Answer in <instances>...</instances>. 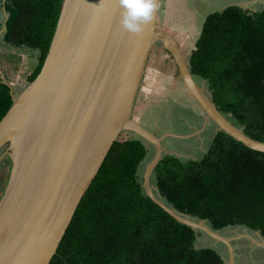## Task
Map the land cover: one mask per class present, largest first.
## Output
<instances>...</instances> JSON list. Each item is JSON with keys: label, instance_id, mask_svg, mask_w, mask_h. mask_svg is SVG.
<instances>
[{"label": "water", "instance_id": "95a60500", "mask_svg": "<svg viewBox=\"0 0 264 264\" xmlns=\"http://www.w3.org/2000/svg\"><path fill=\"white\" fill-rule=\"evenodd\" d=\"M153 20L139 34L121 25L119 0H64L43 67L15 96L0 121V150L11 161L0 198V264H50L76 211L122 134L143 140L154 157L146 166V195L178 222L223 243L236 261L231 239L209 223L178 212L161 197L152 177L167 153L166 137L133 115L154 47L173 58L182 82L217 132L264 153V142L248 136L218 109L206 82L191 73L175 37ZM7 21L9 14L5 7ZM6 30V24H4ZM7 83V82H6ZM10 85V84H9ZM177 156V155H176Z\"/></svg>", "mask_w": 264, "mask_h": 264}, {"label": "trees", "instance_id": "16d2710c", "mask_svg": "<svg viewBox=\"0 0 264 264\" xmlns=\"http://www.w3.org/2000/svg\"><path fill=\"white\" fill-rule=\"evenodd\" d=\"M63 2L0 0V14L3 7L9 14L4 42L39 52L29 82L43 67ZM189 63L219 111L264 142V10L231 5L208 16ZM12 88L0 74V121L13 104ZM148 153L140 138L113 144L50 264H226L215 249L197 248L198 232L146 195L139 171ZM153 176L178 212L213 230L245 226L264 237V153L219 131L200 160L166 155Z\"/></svg>", "mask_w": 264, "mask_h": 264}, {"label": "rangeland", "instance_id": "374dc122", "mask_svg": "<svg viewBox=\"0 0 264 264\" xmlns=\"http://www.w3.org/2000/svg\"><path fill=\"white\" fill-rule=\"evenodd\" d=\"M5 0H3L4 2ZM233 1V0H231ZM197 9L204 14L211 15L219 12L221 4L202 3L197 1ZM230 6L227 1L224 8ZM6 12L0 14V74L2 78L13 87L15 96H19L22 91L29 85L28 77L34 71L37 65L38 51L13 48L4 42ZM203 26V25H202ZM201 29L196 30L195 35H190L188 38L180 35L179 31L169 33L175 37L181 47V51L186 60L189 61L191 53L195 49L198 36ZM199 30V32H198ZM198 32V33H197ZM188 33V32H187ZM191 33V32H190ZM178 36V37H176ZM144 86L139 92V97L134 109V119L142 124L148 125L151 128L154 124L161 127L160 134H173L183 137H171L166 141L167 153H176V158L184 162L189 160H200L211 146L214 136L216 135V127L214 124H207L205 128H200L196 121L200 118L204 120V113L187 90L180 78L178 68L170 56V54L162 47H154L151 51L147 65V71L144 78ZM206 81L200 80V83ZM206 89L207 88L206 85ZM211 123V122H209ZM209 125V126H208ZM129 138H138L132 134H122L120 140ZM6 148L0 150V198L2 197L11 170V161L7 157H3ZM154 157V149L150 146L147 159L141 166L140 177L143 180V175L148 163ZM152 184L156 187V178L152 177ZM256 234H259L256 232ZM203 234L200 243L196 246L214 244L217 240ZM260 239L262 238L259 234ZM211 238V239H210ZM217 245H213L222 251L225 259H228L225 246L219 241ZM224 250H223V249Z\"/></svg>", "mask_w": 264, "mask_h": 264}, {"label": "crops", "instance_id": "0c3cea01", "mask_svg": "<svg viewBox=\"0 0 264 264\" xmlns=\"http://www.w3.org/2000/svg\"><path fill=\"white\" fill-rule=\"evenodd\" d=\"M197 1L198 0H160L158 23L172 33L173 31H179L180 35H182L181 37L185 35V37L188 38L190 35H195L196 30L201 29V26L204 25L207 17L209 16H206L204 12H201L199 9H197ZM201 1L202 3L208 2L211 4H221L222 6L218 9L219 12L225 9L224 5H226L227 1L230 2V6L236 5L245 8L252 14L262 12L264 10V0ZM197 37H199L198 34ZM220 232L222 236L231 239L234 246L236 261L239 264H264V237L259 232L258 233L262 237L261 239L259 234H256L257 231H253L245 226H229ZM198 234L199 236L197 238V242L200 243L203 233L198 232ZM216 242L214 244L218 246L219 244H216ZM214 244L208 243V245L196 247L215 249L223 257L226 264H228L229 257L228 259H225L222 251L213 246ZM222 246L225 245L222 243ZM224 248H226L225 250L229 256L227 247L225 246Z\"/></svg>", "mask_w": 264, "mask_h": 264}, {"label": "clouds", "instance_id": "9594fccd", "mask_svg": "<svg viewBox=\"0 0 264 264\" xmlns=\"http://www.w3.org/2000/svg\"><path fill=\"white\" fill-rule=\"evenodd\" d=\"M119 3L123 9L121 25L126 31L139 34L153 20L157 0H119Z\"/></svg>", "mask_w": 264, "mask_h": 264}, {"label": "flooded vegetation", "instance_id": "af4514ba", "mask_svg": "<svg viewBox=\"0 0 264 264\" xmlns=\"http://www.w3.org/2000/svg\"><path fill=\"white\" fill-rule=\"evenodd\" d=\"M209 122H211V121H209ZM142 124V123H141ZM196 124L198 125V127H200V128H205V126H204V120L203 119H199V120H197L196 121ZM210 126H211V124L212 123H208ZM144 126H146V127H148V128H150L151 130H154V131H156V132H158L159 134H160V129H161V127L159 126V125H157V124H154V127L153 128H151L150 126H148V125H145V124H143ZM208 125V126H209ZM207 128H205V130H206ZM216 133H217V131H216ZM169 138H171V137H166L164 140H163V145H164V147H166L165 145V143H166V141L169 139ZM171 139H177V138H171ZM176 154V153H175ZM178 156V155H177ZM228 264H229V261H228Z\"/></svg>", "mask_w": 264, "mask_h": 264}]
</instances>
